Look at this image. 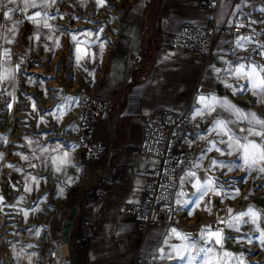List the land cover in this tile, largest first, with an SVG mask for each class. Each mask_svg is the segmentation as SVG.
Listing matches in <instances>:
<instances>
[{"label":"crops","instance_id":"obj_1","mask_svg":"<svg viewBox=\"0 0 264 264\" xmlns=\"http://www.w3.org/2000/svg\"><path fill=\"white\" fill-rule=\"evenodd\" d=\"M78 1L83 6L92 2ZM209 1L134 0L120 9L109 31L98 26L96 33L83 29L70 35L77 62L100 69L97 96L112 102L110 119L99 121L95 128L93 143L112 145L99 162L85 158L76 143L77 131L49 137L0 133V200L8 202L11 197L19 210L30 211L32 228L41 229L48 223L55 238L64 237L69 214L77 204L83 205L71 233L69 264H133L136 257L156 253H162L165 261L161 264H188L189 256L196 258L194 264H203L204 258L182 233L175 235L160 224L150 226L143 235L135 217L123 210L130 203L144 200L146 184L154 176L153 160L137 159L135 155L141 148L146 119L159 116L164 109L187 111L192 117L191 143L198 160L194 167L181 171L187 188L177 200L188 209L202 206L223 171L239 167L260 172L264 167L260 162L248 168L239 151L228 146L230 137H239L241 143L246 142L244 137L261 143V137L249 135L248 130L264 132L260 125L238 118L234 111L255 113L264 120V93L253 90L248 79L235 74L240 65L245 70L264 66V0H221L216 8ZM34 2L36 7L25 8L24 0H0L2 94L14 91L17 61L23 63L31 53L46 58L61 46V32L51 17L52 0ZM36 12L41 13L36 17L39 24L28 19ZM183 22L195 26L242 23L245 32L236 37L218 31L216 54L207 60L200 53L172 47L170 41L182 30ZM108 40L113 44L111 49ZM140 54L145 60L137 69L133 57ZM197 89L199 100L193 104ZM217 121H223L226 128L218 126ZM7 167L8 185L16 188L8 195L2 178ZM191 172L195 177L189 176ZM197 178L201 183L208 179L214 182L199 207L193 203L198 195L193 187ZM94 191L98 198L89 202ZM87 220L92 222L88 230Z\"/></svg>","mask_w":264,"mask_h":264},{"label":"built area","instance_id":"obj_2","mask_svg":"<svg viewBox=\"0 0 264 264\" xmlns=\"http://www.w3.org/2000/svg\"><path fill=\"white\" fill-rule=\"evenodd\" d=\"M134 0H102L94 1L83 6L78 0H60L62 11L69 7L66 19L57 23L65 31L62 36V50L66 56V70L77 72L79 78V106L77 109V137L76 143L82 147L88 161L99 162L107 151L112 150L110 144H94L96 125L101 120H109L112 102L102 99L96 94L101 77L100 69L88 63H78L75 48L70 41V33L81 32L83 29L92 30L102 26L105 31L114 26V19L124 5ZM221 0H210V6L216 8ZM56 11V7L54 6ZM60 12V10H58ZM64 13V12H62ZM182 30L171 39L173 48L188 50L204 55L207 60L213 58L217 51V32L222 35L241 36L245 26L241 24L217 25L213 22L209 26L192 25L183 22ZM102 39H107L103 36ZM107 47L113 46L109 40ZM134 66L141 69L145 60L143 55H135ZM78 67L79 69H76ZM80 80V81H79ZM82 81V82H81ZM200 89L193 94V104L199 100ZM191 115L186 112H177L164 109L159 116H150L146 119L141 139L140 151L135 158L148 157L152 159L154 176L146 184V194L141 203H130L123 208L124 212L133 215L137 221V229L146 235L148 228L153 225H164L167 231L173 229L182 233L188 240L197 236V226L191 225V218H195L193 208L178 203L179 195L187 188L181 176L182 170L195 166L198 157L197 151L191 143ZM63 182L62 178L57 179ZM11 198V197H10ZM12 203V200H8ZM50 201H47L49 205ZM0 200V264H69L71 258L72 230L75 227V218L83 210V205L77 204L74 223L68 241L64 237L55 238L50 233L48 223L41 229L31 227L33 215L25 214L15 207L10 209ZM214 213L218 216L223 204L216 201ZM189 220V221H188ZM86 229H91L92 222H85ZM165 260L162 253H156L147 258L136 257L133 264H161Z\"/></svg>","mask_w":264,"mask_h":264},{"label":"rangeland","instance_id":"obj_3","mask_svg":"<svg viewBox=\"0 0 264 264\" xmlns=\"http://www.w3.org/2000/svg\"><path fill=\"white\" fill-rule=\"evenodd\" d=\"M59 4L60 0H52L51 17L61 32L59 51L46 58L31 53L23 63L17 61L14 91L8 95L0 93V133L5 136L31 134L49 137L77 129L80 90L75 81L80 78L77 72L66 70L67 58L62 50L65 31L57 23L68 20L65 15L71 9L67 7L62 11ZM6 169L9 172L8 167ZM5 178L3 188H6L7 195L14 194L16 188L8 185L9 176ZM214 186L202 206L193 209L195 218H191V225L194 223L198 232L191 241L196 253L204 258L205 253L199 250L211 248L213 251L208 255L218 264H264V172L231 168L217 176ZM216 201L223 204L218 216L214 213ZM4 205L15 209V202ZM249 209L257 213L255 222L251 215L241 216ZM236 217H240L239 221ZM230 224L233 226L229 227ZM217 231L224 237L221 244L215 242V237L208 238L210 232Z\"/></svg>","mask_w":264,"mask_h":264},{"label":"snow or ice","instance_id":"obj_4","mask_svg":"<svg viewBox=\"0 0 264 264\" xmlns=\"http://www.w3.org/2000/svg\"><path fill=\"white\" fill-rule=\"evenodd\" d=\"M9 2H14V0H9ZM98 2H102V0H98ZM24 4H25V8L36 7L34 0H24ZM11 11H13V9H9V12ZM5 15H7V13H5ZM40 15H41L40 12H36L34 16H29L28 19L33 21L34 23L39 24V20H37L36 17H39ZM44 26L48 27L49 25L45 22ZM72 39L75 40L76 37H72ZM101 49H103V45H101ZM258 67H259V70H258ZM261 73H264V66H253L249 70H245V66L240 65L238 68L235 69V74L237 75V77L248 79L252 84L253 90L258 89L261 93H264V76H262ZM200 99H201V102L205 101L204 97H201ZM213 102L216 103L218 101H216L215 98H213ZM207 106L211 107V105H207ZM234 111L237 112L238 118L249 119L250 123L255 122L256 124L264 128V120L258 119L255 113L244 114L243 112H240L239 109H234ZM217 125L220 126L222 129L226 128V125L223 121H217ZM248 131H249V135H255V136L261 137V143H257L254 140H248L247 137L243 138L246 142L241 143L239 137H230V140H232V142L229 143L228 146L229 148H233L234 150L239 151V153L241 154V158L245 162V165H247L248 168H251L260 162H264V132H257V131H254L253 129H249ZM217 150L219 151V149ZM64 155L65 157H67V153H65ZM213 163L215 164V161H213ZM59 170L60 169L57 168V171ZM259 170L261 172H264V167H261ZM195 175L196 174L194 172L189 173V176L195 177ZM213 183L214 182L211 179L205 180L203 183H201L199 178H197L196 183L193 185V187L196 189V193H198L196 201L193 202L196 204V207H199V204L203 200V197L207 194L209 190L212 189ZM238 191L239 190H237V193ZM217 194L219 195V193ZM181 195H184V193H181ZM180 202L181 201H178V203ZM183 203H187V201H183ZM206 210L210 211V209L208 208H206ZM245 215H251L253 217V222H255L257 213L254 212L252 209H249L248 213H241V216H245ZM235 219L239 221L240 217H236ZM232 226L233 225L231 224L229 225V227H232ZM172 232L175 235H180L179 233L176 232L175 229H173ZM213 237H215V242L217 244H221L224 238L222 232L220 231L210 232L208 238L211 239ZM262 238H264V234H262ZM184 250H187V249L185 248ZM199 251H202L205 253L203 264H218L217 261H214L213 258L208 255L209 253H212L213 251L211 248L200 249ZM177 254L178 255L181 254L180 249H177ZM226 255H229V254H226ZM183 258L184 257L181 255V259ZM195 259L196 258L194 256H189L188 264H194Z\"/></svg>","mask_w":264,"mask_h":264},{"label":"water","instance_id":"obj_5","mask_svg":"<svg viewBox=\"0 0 264 264\" xmlns=\"http://www.w3.org/2000/svg\"><path fill=\"white\" fill-rule=\"evenodd\" d=\"M77 208L74 207L73 210L71 211V213L68 216V220L66 222L65 228H64V240L68 241L70 238V233H71V228L73 226L74 223V217L76 214Z\"/></svg>","mask_w":264,"mask_h":264},{"label":"trees","instance_id":"obj_6","mask_svg":"<svg viewBox=\"0 0 264 264\" xmlns=\"http://www.w3.org/2000/svg\"><path fill=\"white\" fill-rule=\"evenodd\" d=\"M97 193H98L97 191H94V192L90 193L89 202H93V201H95L98 198ZM88 208H89V205H87V207H85V211H87Z\"/></svg>","mask_w":264,"mask_h":264},{"label":"bare ground","instance_id":"obj_7","mask_svg":"<svg viewBox=\"0 0 264 264\" xmlns=\"http://www.w3.org/2000/svg\"><path fill=\"white\" fill-rule=\"evenodd\" d=\"M32 69H33V67H32ZM36 71H39V70H36ZM54 82V81H53ZM22 83V82H21ZM48 135V134H47ZM53 135V134H52ZM8 172H7V169L5 168V170H4V172H3V182H4V180L6 179L5 178V175L7 174ZM4 186V185H3ZM2 188V187H1Z\"/></svg>","mask_w":264,"mask_h":264}]
</instances>
